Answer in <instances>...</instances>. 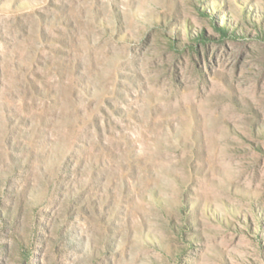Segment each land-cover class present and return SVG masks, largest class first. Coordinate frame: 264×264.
Instances as JSON below:
<instances>
[{"label":"rangeland","instance_id":"rangeland-1","mask_svg":"<svg viewBox=\"0 0 264 264\" xmlns=\"http://www.w3.org/2000/svg\"><path fill=\"white\" fill-rule=\"evenodd\" d=\"M0 264H264V0H0Z\"/></svg>","mask_w":264,"mask_h":264}]
</instances>
